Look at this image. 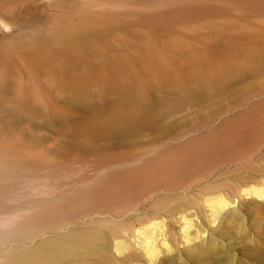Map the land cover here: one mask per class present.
Instances as JSON below:
<instances>
[{
	"label": "bare ground",
	"instance_id": "obj_1",
	"mask_svg": "<svg viewBox=\"0 0 264 264\" xmlns=\"http://www.w3.org/2000/svg\"><path fill=\"white\" fill-rule=\"evenodd\" d=\"M254 1L0 0V264H116L122 244L126 257L153 258L164 238L136 242L117 212L133 207L125 215L141 219L173 200L192 203L181 186L264 173L255 163L264 161V85L230 93L225 108L206 103L264 72V2ZM205 126L209 134L190 136ZM86 163L94 173L78 176L85 192L97 179L102 192L148 182L124 204L114 194L118 206L48 208L50 189L6 207L29 179L67 177ZM224 197L214 203L222 229L237 218Z\"/></svg>",
	"mask_w": 264,
	"mask_h": 264
},
{
	"label": "rangeland",
	"instance_id": "obj_2",
	"mask_svg": "<svg viewBox=\"0 0 264 264\" xmlns=\"http://www.w3.org/2000/svg\"><path fill=\"white\" fill-rule=\"evenodd\" d=\"M256 1L257 0H255L254 2ZM258 1L260 2V0ZM255 85H264V72H261L257 74V76H253L252 78H248L246 79V81L244 80L240 82V84H237L232 90L227 91L226 95H216L206 103H212L218 108L219 106L225 108L227 107V105L229 106L231 104L227 98L230 93H238L239 90H241L243 87L244 89H246L250 86L254 87ZM261 98L263 99L264 97ZM247 107L248 105H246V107H243V109H246ZM183 114L184 113H180L174 118H179ZM228 117H231V115H228ZM198 118L199 117H192L188 121L190 122L191 120L193 121ZM237 119H242V117H238ZM237 119L231 120L229 123L236 122ZM221 121V119H215L213 123L214 128L221 125ZM210 132V127L205 126V128L201 127V129H197V131H192V135L190 136H204L209 134ZM144 134H147V136H149L150 132L146 131ZM190 136L185 137V139L183 140H186ZM53 142H55V144L58 142H70V139L64 136H57L56 139L53 140ZM260 147L263 148L264 143H261ZM259 162V160H255V163L257 164V166H259V168H264V161H262V163ZM78 164L73 165L72 171H70L69 174H66L68 178L64 177V172H60L57 177H54V179H29L27 185H25L26 183H22V186L18 188L19 190L17 189L18 191H22L18 192V194L21 193L19 194L18 199L8 202L6 207L8 206V208H14L20 207L22 205L27 206L26 204H31L35 200L39 201L45 199L47 197V194H43L41 191H48L50 189H53V191H55L53 192L55 194H53L55 200L51 205L46 204L47 206H49L48 208L52 207L53 205L52 208L57 210H80L84 208L87 209L88 207H98L104 202V204L106 205L109 204L118 206L120 204L117 203L119 202L118 199L120 201L122 200V202L125 196H127L125 200L129 199V197L133 196L135 193H139L137 192L139 191V189L142 190L144 188V186H142V184L144 185V181L146 183L148 182V179H144V181H141V179H132L133 181L129 180L130 184L133 182V185L131 184L132 187L129 183L127 186H124L126 187V190H124V192L127 191L126 193H122L123 191H112L108 189L110 188V186L106 187V190L102 192L101 187L103 186L100 182L103 181L101 179L100 181L99 179H97L99 181L98 182L95 179L97 182L92 180L90 185L93 184L94 186L95 183H97L95 185L97 186V190L95 189L94 191H92L93 186H91L90 190L85 192V190H82L84 185H82L83 183L79 181L80 179H78V176L82 174L93 175L94 169L93 166L90 165V163H86V165H84L85 167L83 166L82 168L78 166ZM73 168L75 169L73 170ZM248 173H250V171ZM251 173L253 174V172ZM257 173L258 179H218V177L215 179L214 177L213 179H201L206 180L205 182H203L204 184H214V188L203 187L204 190L201 187L199 188L200 190H186L187 188L185 189L184 186H181L179 187L180 189L178 188L177 190L179 192L182 191V193H184L187 198L190 197V199H193L192 203H188L186 199H178L175 201L173 200L167 205H164V208L158 207L156 209L154 208V210L150 208L146 211V214L141 219L136 218L135 220L133 219L134 217L125 215V211L132 210L133 207H129L127 210L117 212L118 214H121V216L119 217L121 218V222L127 224L125 226L129 230H131L132 232L134 231L133 239L136 240V242H138V240L142 241L143 239H156V237H163L164 241L162 238L159 240H155L157 241L156 246L159 250V253L153 258H149L148 256H146V254H139L137 257H134L135 259L126 257V248L124 247V244H122L121 249L125 250V252L122 251L116 264H264V173L261 171ZM254 175L256 174L254 173ZM74 177H76V179H74ZM136 180L138 181V184L136 183ZM155 180L158 183L159 181H162L160 179H152L153 183H157L154 182ZM149 181L150 183L152 182L151 179H149ZM141 182L142 184H140ZM134 183L136 184L135 187L137 188H133ZM103 184L106 185L105 182H103ZM229 184L233 185L232 188ZM39 187V193H35V189ZM63 189L65 191H63ZM166 191L170 192L171 190ZM178 191L172 190L170 193L175 194ZM11 194L12 196L14 195L13 192ZM116 194H119V196ZM123 194L125 195L123 196ZM106 195L108 196L106 197ZM113 195L118 197V199ZM120 196H122L123 198L121 197V199ZM220 196H225L224 198L228 197L227 199H235L232 205L230 204V206L224 208L225 210L223 209L224 211H227L231 208L235 212H237V218L230 220V224L229 226H227L228 228L225 227V229H222L218 226L217 220L214 221V203ZM114 198L116 200H113ZM143 198L144 197H142L140 201ZM125 200L124 202H126ZM211 209L213 210L211 211ZM107 212L115 213L112 207H109ZM122 212L124 213V215L122 214ZM147 219L154 222L152 223V225H156L155 229L154 227L152 229V225L150 226L151 228L146 227V222L148 221ZM186 220L189 221L191 225L187 223ZM186 225L189 226L186 227ZM184 227L186 228V230H184ZM149 229L151 231H154L151 232L149 231ZM157 230L158 232H155ZM136 231H138L139 233ZM214 241H216L218 245ZM214 243L218 248L214 245ZM207 247L209 249H207ZM214 247L217 251L219 249L220 255L222 257L218 254L219 252H216V254H214ZM222 249L225 251H223Z\"/></svg>",
	"mask_w": 264,
	"mask_h": 264
}]
</instances>
